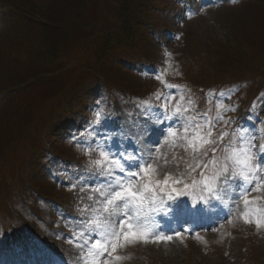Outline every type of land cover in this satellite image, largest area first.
Here are the masks:
<instances>
[{"label":"rangeland","instance_id":"1","mask_svg":"<svg viewBox=\"0 0 264 264\" xmlns=\"http://www.w3.org/2000/svg\"><path fill=\"white\" fill-rule=\"evenodd\" d=\"M66 1H53L52 4L55 3L56 7L52 9L53 11L49 10L48 15H51L54 22L57 25L63 22H73L75 18L71 19V17L79 14L82 23L83 21L84 23L88 22L92 29L88 28L85 32L79 29L70 34L68 31H56L50 28L48 38L50 48L56 42V46H62L63 49L66 47V54L74 51L80 56V60L87 62L91 58V52L94 55L98 50L96 43L100 36L95 34L96 30L94 29L98 27L97 21L101 20L100 25L112 22L113 16H117L115 14L117 9L112 7L113 2L119 3L128 0H74L70 2V6L76 10L73 13H68L66 8H63ZM246 1L248 0H158L157 2L154 0L153 11L146 16L149 21V24L145 26L147 32L145 29L139 32L142 40L141 45H143L141 52H139L142 61L132 59L131 56L129 64L112 59V65L118 69L115 72L120 70L122 75L130 76L129 82L135 86L134 89L140 96L136 100L139 102V108L135 102V105L118 104L112 111L105 112L107 121L102 122L103 128L110 134H115L113 143L123 144L128 147L129 151H131L133 144L139 145L138 136L141 127L140 120L137 118L138 113L145 107H148L149 114H152V109L163 112L161 106L169 103L168 97L170 96L174 97L170 101V104L174 106L176 101L184 96V90H190L189 79L188 83H183L180 87L181 75L188 77V72L197 80L206 83L197 85L203 86L198 89L199 92H203L205 89V95L201 101L192 95L184 97L185 99L191 98L195 102L193 105L194 112L191 114L207 112L209 120L219 115L220 121L215 123L213 129L216 134L225 129L223 120L233 118V125L236 126L238 114L248 110L247 103L253 90L251 79H244L247 82V87L235 83L226 86L225 83L229 82L225 76L222 75L221 80L217 81L218 76L210 75V73L211 71L217 72V56L222 55L226 56L227 60L230 59L227 48L231 47H228L224 40L226 33L221 25L220 30L217 29L216 24L222 18L228 17V11L239 10L243 6V2L245 4ZM31 2H33L34 9L38 10L46 8L49 4L47 0H31ZM252 3L254 5L246 7L247 11H250L251 14L255 11L264 13L263 3L260 4L258 0H252ZM253 7L254 9H252ZM244 14L238 15L239 27L240 25H249ZM25 16L27 17L24 20L28 27L36 31L42 30V27L31 22L33 18L28 13ZM257 16L259 17L260 14ZM43 17L45 20H50L47 15H43ZM14 21V12H8L7 8H3L0 4V66H2L1 62L5 66L4 71L0 72V86L9 82L12 83L10 87L16 86L20 79L25 82L32 77L27 74L30 69L33 74L43 72L36 65L22 66L21 62L17 63L18 66H22L21 68L14 65V62L16 63L15 55L17 57L21 49L25 52L31 40L27 32H22ZM253 21L258 22L259 19L254 18ZM238 49L230 50L233 53L232 62L238 66L235 71L243 66L241 64L242 58L245 59V53ZM30 53L32 54L31 51ZM33 54L35 58L39 55V51L36 56L35 53ZM93 55L92 58H94ZM133 63L136 64V68ZM246 70L253 71L251 67L246 68ZM49 71L47 73H54L52 72L54 69ZM197 73H199L198 76H196ZM156 74H160L164 81L175 87H165L160 80L154 78ZM230 79L235 78L230 77ZM214 83L223 87L219 90L210 89L209 87ZM5 87L9 86L5 85ZM52 90V87L44 86L41 90L35 91L38 92L41 99L45 100L44 95L50 94ZM99 90V87H95L86 95L81 96L84 104L75 114L72 113L74 119L72 118L70 126L66 122H62V124L58 122L51 126L52 133L48 138L50 139L49 145L58 151L56 156L67 155L68 160L59 162L58 167L55 168L54 165L52 166L53 162L46 161L48 157H43L46 152L45 148L43 147L41 150L38 147V150H41L38 152V156L32 157L30 155L25 162L27 164L18 169L20 175L23 176L22 180L27 178V181L31 182L32 185L29 187L23 183L24 189L22 190L26 194L23 199L33 202V210H39L40 217L44 216L43 218L46 220L44 219L41 224L33 223L32 216L29 212L28 215L30 216L25 214L26 206L22 205L17 192L12 188L8 191L10 196L4 194L3 199H0V202H3L5 206V210L0 212V264H36L37 256L32 249L15 243L21 235L31 236L37 241L41 239L45 243L49 242L50 244H48L55 250L56 256L48 254L55 259L56 264H83L81 259L83 253L77 244L83 243V239L88 237L87 235L83 239L74 237H77L82 230V221L91 215V213H87L85 216L80 214L81 209L93 203L92 200L88 199V196L97 198L96 194L89 190V185L98 183L99 178L93 175L96 169L90 164L91 161L99 158V154L98 151H89L86 154L85 148L77 144L73 140V136L85 143L92 141L93 138L88 135L85 129L88 128L89 122L97 110L96 97ZM182 90L183 94L180 95ZM254 101L257 103V108L253 110L254 114L256 112L262 113L260 119L264 120V89ZM183 106L185 107L184 104ZM225 108L228 110L225 111ZM168 111L171 112L172 107H169ZM129 113H132V116H129ZM239 118L241 119V117ZM197 120L201 124L204 123L202 115L197 116ZM241 124L247 126L249 120L247 119V122L241 120ZM65 129L72 131L70 135H62L65 134ZM164 131L167 132V129L165 128ZM82 132L84 135L80 136L79 133ZM231 132L232 130H228V133ZM148 139H160V151L167 154L169 160L175 153L178 158L183 156L188 163H192L191 155L185 153L182 148L173 149L170 142L171 138L165 140L160 135L159 130H153ZM226 144L228 141L223 142L220 147L226 148ZM44 146L48 147V143L46 142ZM224 154L218 150L217 158H222ZM77 157L79 159L85 157L88 160L87 164L79 162ZM211 158L212 154L209 150L208 157L204 159L210 160ZM61 166L68 168L69 171L61 169ZM213 167V165L209 166V174H211ZM159 171L161 179L166 172H173L176 174V178H179L185 173L186 164L181 161L179 169H177L175 162H172L167 166H162ZM193 179L201 180L202 178L193 172L190 176L184 177V182L189 185L187 189H184L182 184L176 185L184 192L182 198L187 201L189 207L196 205L204 195L201 191L202 184H193ZM35 186L47 194H54L53 202L44 201V203L41 202V204L36 205L39 197ZM171 186L170 184L169 187ZM82 188L83 191H81ZM166 194L167 190L157 195V204L155 205L157 211L149 213L148 225L154 234L172 236V239L160 242L149 240L147 243L139 241L129 244L118 249L116 254L120 255L122 259L115 264H264V228L258 231L254 224L245 223L241 215V213L247 212L249 219L264 217V200L252 203L245 209L241 200L233 205L230 199L225 198L207 214L193 217L182 211L173 210L175 201L165 200ZM250 195L261 196L264 193H251ZM168 205H172V208H169ZM15 209H18V212ZM12 212L13 216H10ZM71 212L79 218H73L74 221H69ZM26 219L29 221L28 224L25 223ZM36 220L39 222L38 219ZM6 222L7 226H5ZM176 233H180V235L177 236Z\"/></svg>","mask_w":264,"mask_h":264},{"label":"snow or ice","instance_id":"2","mask_svg":"<svg viewBox=\"0 0 264 264\" xmlns=\"http://www.w3.org/2000/svg\"><path fill=\"white\" fill-rule=\"evenodd\" d=\"M154 78L160 80L165 87H175L164 81L160 74H156ZM172 99L174 97H168L169 103L161 106L163 112L152 109V114H149L148 107H145L138 113L140 143L133 144L131 151L123 144L113 143L115 134H110L103 128L102 121L107 117L99 108V100L96 102L98 107L93 119L85 129L93 138L92 141L85 143L73 136V140L85 148L86 154L89 151H98L99 154L98 159L91 161V165L96 169L93 175L99 178L98 183L89 185V190L95 193L97 198L88 196L93 203L81 209L80 214L91 215L82 221V230L74 237H88L83 239V243L77 244L83 253V264H115L122 259L116 254L118 249L129 244L139 241L147 243L149 240H171L172 236L154 234L148 225L149 213L157 211V195L166 190L168 199L175 201L173 210L193 217L207 214L225 198L230 199L233 205L241 200L245 209L252 203L264 200V195H250L264 193V120L260 119L262 113L253 112L257 108L256 101H253L251 108L247 110L249 125L237 123L231 133L220 131L216 134L213 129L215 123L220 121L219 115L212 120L207 118V112L192 115L195 102L191 98L185 100L181 97L174 106L170 104ZM185 103L187 107L183 106ZM169 107H172L171 112L168 111ZM227 110L225 108V111ZM200 115L204 119L203 124L197 120ZM129 116H132V113H129ZM232 124L233 118L223 120L226 127L231 128ZM165 128L167 132L164 131ZM153 130H159L165 140L171 138L172 148H182L185 153L191 155L192 163H188L183 156L178 158L175 153L169 160L167 154L160 151L161 140L148 139ZM83 135V132L80 133V136ZM226 137L229 138L228 146L221 148ZM209 150L212 158L205 160ZM218 150L225 153L222 158H217ZM181 161L186 164L183 175L176 178L175 173L166 172L163 179L160 178L159 169L162 166L175 162L176 168L179 169ZM210 165L214 166L211 174ZM193 172L202 179H193L192 183H201L204 195L196 205L189 207L187 201L180 199L184 192L176 185L182 184L183 188L187 189L189 185L184 182V177ZM83 190L82 188L81 191ZM168 207L172 208V205ZM241 215L245 223L254 224L258 231L264 228V217L249 219L247 212ZM176 235L179 236L180 233ZM15 243L30 247L37 256L36 264H56L55 259L41 247V242L33 237L21 235Z\"/></svg>","mask_w":264,"mask_h":264},{"label":"trees","instance_id":"3","mask_svg":"<svg viewBox=\"0 0 264 264\" xmlns=\"http://www.w3.org/2000/svg\"><path fill=\"white\" fill-rule=\"evenodd\" d=\"M53 1L58 0H47L49 4L41 10L34 9L31 0H22V2L20 0L2 1L13 12L17 11V21L15 23L21 28L22 32H27L28 37L31 39L26 51L23 52L21 49L20 54L17 57L15 55L16 63L14 62V65L18 66V62H21L22 66L27 64L28 67L36 65L43 72L33 74L30 69L27 74L32 77L25 82L20 79L18 84L12 87H10L12 84L10 82L5 84L9 86L7 88L24 87V89L14 92V96L10 97V101L12 100L9 103L10 105L6 107L4 113H0V199H3V195L10 188L18 189L20 187L21 189L23 176L20 175L18 169L27 164L25 162L30 152L33 151L36 155L44 147L46 152L42 154L49 153L47 157L54 158V161L61 159L56 156L57 150L52 149L50 146H44L46 139H43V136L56 116L60 114L67 115L80 107L82 102L80 97L88 92L89 87L87 88V85L89 82H93L92 86L94 84L102 85L106 96H109L107 103L110 108L115 103L132 102L140 97L134 89L135 86L129 82L130 76L122 75L120 70L115 72L118 69L112 65V59L114 56L123 60L129 56L140 59L139 52H141L143 45H141L142 40L139 32L144 31L145 26L149 24L146 16L153 11L154 0H128L119 3L114 1L112 7L117 9L115 10L117 16H113L112 22L103 25H100L101 20L97 21L98 27L94 29L96 30L95 34L100 36L99 41L96 43L98 50L94 55L91 52L94 58L91 55L87 62L80 60V56L74 51L66 54V47L63 49L62 46H56L54 39V46L50 48L48 38L51 30H63L71 34V32L79 29L84 32L88 28L92 29L88 22L84 23L83 21L82 23L79 14L71 17V19L75 18L73 22H63L57 25L51 15H48L49 10L53 11L52 9L56 7L55 3L52 4ZM73 1L67 0L65 5L63 4V8H66L68 13L76 11L74 7L70 6V2ZM258 1L260 4H264V0ZM250 5H254L252 0L246 1L245 4L243 2V6L239 10L236 9L235 12L228 11V17L222 18L220 21V25L227 34L229 44L245 53V59L242 58L241 63L243 66L239 67V71H235L238 66L232 62L233 54L228 51L230 59L227 60L226 56L217 58V72L211 71L210 75H217V81L221 80L222 75L229 81L232 80L230 77L242 81H245V78L251 79L252 82L256 80L257 83L259 82L257 88L251 92L252 97H255L264 85V13L255 11L251 14L246 9ZM159 8L164 11L161 7ZM27 13L33 18L31 22L42 27V30L38 29L36 31L26 25L24 18L27 17L25 16ZM240 13H245L244 17L248 20V26H238L240 24L238 21ZM257 14H260V16L256 17ZM43 15H47L50 20H45ZM254 18L259 19V21L254 22ZM67 19L69 18L67 17ZM50 28L52 29L49 30ZM145 31L147 32V29ZM38 51L39 55L34 58L33 53L36 56ZM81 59L84 58L81 57ZM1 63L0 72H3L5 66L3 62ZM22 66L18 67L21 68ZM249 67L253 69L252 72L246 70ZM53 69L52 72L54 73H47ZM198 75L199 73L196 74V76ZM188 78L193 82L191 83L193 87H197L200 83L206 84L199 79L197 80L191 74ZM4 86L0 89L1 92L7 91ZM44 86L53 88L50 94L44 95L45 100L41 99V96L35 91L37 89L41 90ZM133 91L135 92L133 93ZM0 103H6L4 97L0 99ZM63 104L66 105L65 108L62 107ZM38 147L41 150H38ZM28 183L31 185V182ZM34 188L42 198H53L51 194L39 190L36 186ZM4 209L3 202H0V211L2 212Z\"/></svg>","mask_w":264,"mask_h":264}]
</instances>
